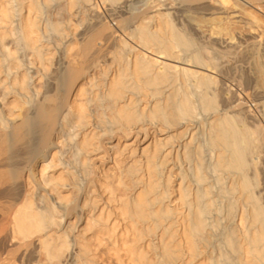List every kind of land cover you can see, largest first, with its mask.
Masks as SVG:
<instances>
[{"label": "bare ground", "instance_id": "1", "mask_svg": "<svg viewBox=\"0 0 264 264\" xmlns=\"http://www.w3.org/2000/svg\"><path fill=\"white\" fill-rule=\"evenodd\" d=\"M237 69L264 80V0H0V264H100L104 247L119 264H264V96ZM152 131L171 135L125 162L122 141Z\"/></svg>", "mask_w": 264, "mask_h": 264}, {"label": "rangeland", "instance_id": "2", "mask_svg": "<svg viewBox=\"0 0 264 264\" xmlns=\"http://www.w3.org/2000/svg\"><path fill=\"white\" fill-rule=\"evenodd\" d=\"M142 2V0H133V3H141ZM147 6H145V8H146ZM145 8H142V9H145ZM178 8H179V6H178ZM177 8V9H178ZM93 9V8H92ZM106 10H109L110 9V7H106L105 8ZM105 9H103L105 12H106V10ZM164 9V10H163ZM163 9H159L161 12H162V10H163V12H165V8H163ZM180 9H181V5H180ZM77 10V9H76ZM75 10V11H76ZM94 10V9H93ZM158 9L157 10H155L154 12H156V11H159ZM103 11V12H104ZM55 12V10H53V12H52V15L51 14H49L51 17L53 16V13ZM90 13H91V11H90ZM173 13V12H172ZM100 14H102V11L100 12ZM87 15H89V14H87ZM92 15H93V13H92ZM53 18V17H52ZM83 17H80V16H77V18H74V20H76V22H78V21H81V19H82ZM181 26H183V25H181ZM82 28H84L83 26H82ZM82 28H80V30H78L77 32H76V34H79L80 32L79 31H82L83 29ZM130 40V39H129ZM133 44H134V42H133ZM136 44V43H135ZM134 44V45H135ZM59 48V47H58ZM57 56H58V54H57ZM157 58H158V62L159 63H162V62H168L167 64H171V65H179V66H182V67H184V63H182V62H177V61H173V60H170V59H167V60H165L166 58H164V57H159V56H156ZM226 59H224V60H220V62L221 61H225ZM176 62V63H175ZM189 66V68H192V67H194L193 65L191 66V65H188V64H185V66ZM186 66V67H187ZM54 70V68L52 67L51 68V72L49 71L48 72V74L50 75L51 73H52V71ZM179 70V69H178ZM239 69H237V70H234L232 73H234V74H232L233 75V77H235V80H237L238 82H239V84L241 85V88H239L238 90L239 91H241L242 90V88L243 87H245V88H243V90L244 89H246V88H248V92L253 96V97H263L264 96V80H262V78L263 77H261V78H258V80H259V82L256 80V82L255 81H253V84H247V80H245V78H246V76H245V74L242 72V70H239ZM201 71H203V72H205V73H208V74H210V75H212L213 77H216V76H218V74H217V72L216 71H212V70H204V69H202ZM241 71V72H240ZM16 72V71H15ZM14 72V73H15ZM35 70H32L30 73V76L33 74V76H35ZM245 76V77H244ZM4 77V76H3ZM35 78H36V76H35ZM4 80H6V78L4 77L3 78V81ZM8 83H10V78H9V80H8ZM37 83V85H38V81L36 82ZM41 83H44V81L43 82H41ZM257 83H258V85H257ZM236 84V83H235ZM262 84H263V86H262ZM4 85L5 84H1L0 85V105H1V103H2V100H3V96H5V94H7L8 92H9V90L8 91H6V90H4ZM234 85V84H233ZM243 86V87H242ZM247 86V87H246ZM249 88H250V90H249ZM255 88V89H254ZM257 88V89H256ZM237 89V87L236 88H231V91H232V93H235V90ZM259 89V90H258ZM263 89V90H262ZM252 91V92H251ZM261 92H263V93H261ZM10 99V101H12V98H9ZM9 101V102H10ZM264 101V100H263ZM6 107V108H5ZM2 106V108H0L2 111H7L8 109H7V107L9 108V106H8V104H7V106ZM262 109V110H261ZM252 110L254 111V112H251L250 111V113H249V115L252 117V120L253 121H251V122H256V125H258V123L260 124V123H262V125H263V127H264V107H263V105H261V106H257V108L256 107H252ZM257 115V116H256ZM208 118H210V117H207V119ZM7 119H8V121L9 122H11V124L12 123H14V122H16L15 120V117H11V118H9V117H7ZM200 119V118H199ZM259 119V120H258ZM13 120V121H12ZM202 120H205V118H201L199 121H197V123H199V122H201ZM258 122V123H257ZM196 123V125L195 126H193V124H192V126L191 127H189L188 129V135L184 138V140L183 141H181V142H184V145L186 144V143H190L191 141H190V138L194 135V134H196L197 133V131H198V128H199V126H197L198 124ZM183 124H185V123H183ZM194 127V128H193ZM138 132H139V130H137ZM136 131V132H137ZM182 132V131H181ZM264 132V131H263ZM190 133V134H189ZM68 133H63L62 134V136H63V138L61 139V141H65L66 142V138H65V136L67 135ZM151 135H152V137H151V140L150 139H144V141L142 142V139H143V132H142V134L141 135H139V136H137V138L135 137V138H133V137H130L127 141H122V143H121V145H120V147H121V150H124L125 151V153H124V157L125 158H123V159H126L127 157V159L125 160V162H127L128 163V161H130L131 159H132V157H139V156H141V153H142V156H143V150H146V149H148V148H150V147H152L153 145H154V143H156V142H158L159 141V139H160V141H162L164 138H166L167 136L166 135H171V134H169V132H165L164 134L163 133H157L156 134V132L154 133L153 131L151 132ZM156 135V136H155ZM154 136V137H153ZM158 137V138H157ZM153 139H154V141H153ZM155 139H156V141H155ZM141 141V142H140ZM153 141V142H152ZM28 143H30V144H32L31 142H30V140L28 141ZM115 145V147H116V143L114 144ZM114 145L113 146H111V147H109V148H113L114 147ZM150 145V146H149ZM28 146L30 147V145L28 144ZM129 147V149H128V147ZM176 146V145H175ZM32 147V146H31ZM60 148H61V146H59ZM125 147H127V149L125 148ZM147 147V148H146ZM144 148H146V149H144ZM135 149V150H134ZM67 150H68V148L65 146L64 148H62V160L63 161H65V162H67V161H69L70 160V156L68 157L67 156ZM263 150H264V148H263ZM177 151H180L179 149L177 150ZM130 152H132L131 154H130ZM134 152H136L137 153V155L135 154L134 155ZM129 153V154H128ZM133 155V156H132ZM104 156V154H102V155H100V156H98V157H95L94 158V160L95 161H98V160H101V158ZM129 156H131V157H129ZM106 157V156H105ZM261 159H263L264 160V154L263 155H261ZM260 163V165H261V161L259 162ZM259 165V167H262V165L260 166ZM103 170H106V171H108V173H109V176H112L114 173H113V171L115 170V165L114 164H110L109 166H105V167H103L102 168ZM114 169V170H113ZM50 172V171H49ZM48 172V173H49ZM112 172V173H111ZM81 176V175H80ZM91 176H89V178H90ZM83 178H85L84 176H83ZM86 179V178H85ZM176 186V185H175ZM44 190H45V192H42L41 193V195H45L47 192L46 191H48V188L46 187V188H44ZM259 190V189H258ZM257 190V191H258ZM68 192H66V195H71V200L70 201H68V202H66V203H64V202H60V201H58L57 202V200H55V196H54V194L53 193H50L49 195H50V198H52L53 200H54V202H56L57 203V206L58 207H61V208H63V206L65 207L66 205L68 206V205H70V204H72V202H74V200H75V197H74V195H72V193H71V191H70V188L68 187V190H67ZM38 193H40V190H38L37 191V194ZM98 201H99V206L100 207H103V208H107V206H106V204H105V201L104 200H102V198H99L98 199ZM102 209V208H101ZM95 214H98V211H96L95 213H92V214H90L89 215V217L90 216H94ZM77 218H74V219H71L70 221H69V223L68 224H75L76 222H78V220H76ZM65 219H63L62 220V223L63 224H65ZM82 224V223H81ZM81 224H79V225H81ZM36 245H38V243H36ZM153 246L155 245H159V241L158 240H156L155 242H153V244H152ZM106 250V252H105V250ZM103 250H104V253L103 254H101L100 255V261H99V263L100 264H119V262L114 258V257H112V258H109L108 257V254H111L112 255V253L110 252L109 253V251H107V249H106V247H104L103 248ZM148 250V249H147ZM150 250V249H149ZM148 250V251H149ZM149 252H151V251H149ZM107 253V254H106ZM151 256H152V254H151ZM39 257V256H38ZM154 257V256H153ZM40 258H38V260H39Z\"/></svg>", "mask_w": 264, "mask_h": 264}]
</instances>
